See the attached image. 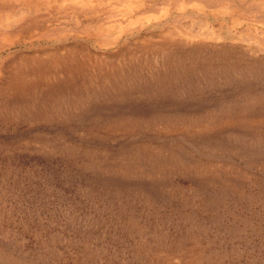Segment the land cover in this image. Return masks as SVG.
Masks as SVG:
<instances>
[{"label": "rangeland", "instance_id": "rangeland-1", "mask_svg": "<svg viewBox=\"0 0 264 264\" xmlns=\"http://www.w3.org/2000/svg\"><path fill=\"white\" fill-rule=\"evenodd\" d=\"M0 264H264V0H0Z\"/></svg>", "mask_w": 264, "mask_h": 264}]
</instances>
